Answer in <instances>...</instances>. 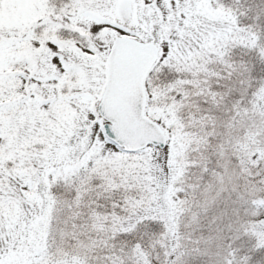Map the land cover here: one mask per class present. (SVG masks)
<instances>
[{
    "label": "snow or ice",
    "instance_id": "6c2138e0",
    "mask_svg": "<svg viewBox=\"0 0 264 264\" xmlns=\"http://www.w3.org/2000/svg\"><path fill=\"white\" fill-rule=\"evenodd\" d=\"M0 264H264V0H0Z\"/></svg>",
    "mask_w": 264,
    "mask_h": 264
}]
</instances>
